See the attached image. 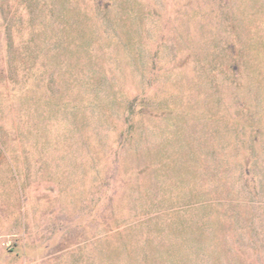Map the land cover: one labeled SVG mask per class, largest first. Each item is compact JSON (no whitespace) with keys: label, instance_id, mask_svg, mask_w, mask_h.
I'll use <instances>...</instances> for the list:
<instances>
[{"label":"rangeland","instance_id":"1","mask_svg":"<svg viewBox=\"0 0 264 264\" xmlns=\"http://www.w3.org/2000/svg\"><path fill=\"white\" fill-rule=\"evenodd\" d=\"M0 223L43 264H264V0H0Z\"/></svg>","mask_w":264,"mask_h":264},{"label":"crops","instance_id":"2","mask_svg":"<svg viewBox=\"0 0 264 264\" xmlns=\"http://www.w3.org/2000/svg\"><path fill=\"white\" fill-rule=\"evenodd\" d=\"M1 226L0 223V228ZM4 228L8 231L3 232L2 230ZM10 228L11 224L7 227L3 226L0 230V237L7 235V233H13V231H10ZM40 228L34 230L32 235H26L23 240L16 241V248L10 250V252L3 249L0 245V264H43V260L46 258L44 256L47 254L48 247L47 245H44V237H46V234L43 233L42 226ZM21 243H23V248H20Z\"/></svg>","mask_w":264,"mask_h":264},{"label":"trees","instance_id":"3","mask_svg":"<svg viewBox=\"0 0 264 264\" xmlns=\"http://www.w3.org/2000/svg\"><path fill=\"white\" fill-rule=\"evenodd\" d=\"M69 1V0H68Z\"/></svg>","mask_w":264,"mask_h":264}]
</instances>
